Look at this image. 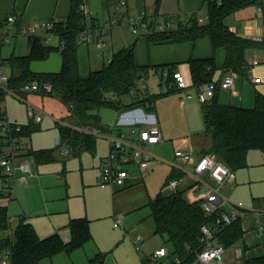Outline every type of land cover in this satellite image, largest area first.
Listing matches in <instances>:
<instances>
[{
    "label": "crops",
    "instance_id": "crops-1",
    "mask_svg": "<svg viewBox=\"0 0 264 264\" xmlns=\"http://www.w3.org/2000/svg\"><path fill=\"white\" fill-rule=\"evenodd\" d=\"M83 5L88 8V12L90 11L92 19L100 13L105 19L111 17L112 8L108 0H87V2L84 0ZM69 8L68 0H0V25L3 32L7 31L10 26L5 23V20L9 16L17 19L22 26L46 22L57 24L66 20ZM144 10H152L158 16L152 32L174 31L178 25H183L193 19L202 24L207 20L205 0H159L158 2L157 0H128L129 14L140 13ZM165 21L171 25L164 24ZM225 24L240 38L253 41L256 38H264V18L255 4H249L229 15ZM124 32L125 30L120 28L108 32L109 42L105 48L106 54H103L104 49L102 52L98 50V54L106 58L105 55L111 56L129 47L127 45L130 43L124 40ZM38 34L39 37H44V32L40 31ZM49 38L50 44L44 43L52 50L44 60L31 62L30 70L33 73H57L61 69L62 57L60 51L56 49L59 48V39L55 35ZM132 45H134L136 65L150 68L145 72L146 77L143 81L139 82L146 85L148 95L157 96L162 88L159 72L154 73L152 67L174 66L190 85L188 62L211 57H215L216 60L217 70L212 80L215 84H219L216 97L221 105L251 108L255 93L264 94V64H262L264 54L258 50L247 52L246 73L238 75L234 79V89L227 91L220 86L225 74L222 69L225 53L223 50L214 52L208 37L184 43L170 41L153 43L143 37ZM95 48L97 49L94 45ZM30 49L28 38L21 35L12 38L8 43H0L2 73L10 74L8 60L11 56H27ZM94 49L87 47L85 50L88 73L94 71L93 68L99 59ZM77 56L80 71L79 48ZM104 62L105 60L102 59V63ZM253 62H258V65L254 66ZM253 79H259L260 83L254 84ZM149 80H153L152 85L156 90L154 93L149 92ZM1 88L5 90L4 86H0ZM17 92L22 100L18 99L19 102L12 100L9 109L7 107L4 109L11 122L25 128L24 136L21 137V145L27 160L32 163L33 175L28 177L25 184L14 185L9 201L0 200V206H5L9 217L10 234L8 236H12L19 220H24L40 239L57 235L64 243H68L71 239L69 222L86 219L89 222V241L69 255L61 253L51 259H43L38 264H90V260L98 254L103 256L102 264H144L146 254L164 245L163 240L153 233L154 225L153 221L149 220L150 214L145 217L138 210L143 207L148 208L149 200L159 192H164V185L171 176L169 164L174 162V150L183 149L176 144H181V147L191 150L195 157L201 155L202 152H195V144H182L176 140L169 157L152 154L163 160L162 163L152 164L144 173H140L135 166H132L129 171L130 179L124 187L109 186L100 180L101 161L108 154L109 138L126 139L129 138L132 128L140 132L150 125H156L160 130V141L149 148L162 145L163 135L160 121L153 115L155 101H153L152 109L148 111L143 105L136 103V98L133 102L125 104L120 99L117 101L119 104L117 110L104 108L115 114L110 126L102 123V118L99 116L101 109L97 113L98 123L96 125L78 126L68 107L55 96ZM177 94L180 96L178 106L184 110L188 101L181 103L182 94ZM7 95L3 106H6ZM129 105L130 107H126ZM29 110L34 114H41L39 123H35L29 116ZM105 123L108 124L107 121ZM63 125H68L75 130L80 138L74 140L62 136L60 130ZM84 127L98 128L105 138L81 133ZM81 135L90 136L91 139L84 141ZM63 145H68L70 149V154L66 157L61 155ZM162 166H167L164 184L160 191L151 198L147 186L140 181L139 173L150 174ZM132 187L135 189L121 194L124 189ZM224 194L234 204L243 207L245 212L240 217L242 239L238 244L226 250L223 264L238 263L236 262L237 252L247 259L264 256V152L250 151L247 154L245 167L235 171V181L225 187ZM12 215L18 219L15 225ZM138 236L142 238L139 245L144 252L143 255L139 254L134 246L135 238ZM5 237L4 233H0V240ZM3 258L4 251H1L0 264Z\"/></svg>",
    "mask_w": 264,
    "mask_h": 264
},
{
    "label": "trees",
    "instance_id": "trees-1",
    "mask_svg": "<svg viewBox=\"0 0 264 264\" xmlns=\"http://www.w3.org/2000/svg\"><path fill=\"white\" fill-rule=\"evenodd\" d=\"M68 2L70 7L68 17L63 22L55 23L52 32V35L59 39V48L56 49L60 51L62 57L60 71L43 74L31 72V62L44 60L52 49L41 37L28 38L30 53L27 56H11L8 60L11 72L5 90L0 89V109L7 91L17 92L23 85L37 81L40 84L50 85L51 90L43 94L55 96L64 103L71 111L76 125H96L97 113L100 109L117 110V101L122 96L130 94L146 77L145 72L150 68L136 65L134 45L113 53L106 66L100 70L90 71L86 76H82L78 67L77 52L80 46L78 36L82 31L84 19L80 8L84 0H68ZM205 3L207 20L204 24L193 19L178 25L174 31L152 32L146 36V40L153 43L166 41L184 43L208 37L214 52L223 50L225 53L223 71L226 73L232 70L238 75H244L248 68L247 52L258 50L264 54V42L238 37L226 26L225 20L229 15L249 4L258 6L264 18V0H205ZM156 17L158 19L157 15ZM14 25L21 26L17 19ZM5 35L7 31L3 32L0 25V39ZM188 66L191 86L202 87L214 83L212 78L217 70L215 57L190 60ZM169 67L176 69L174 66H156L151 69L154 73L160 74L161 70ZM218 86L219 84H215L210 100L200 104L205 131L211 140L209 150L202 154L216 157L235 172L245 167V159L250 151L264 152V94L255 93L251 108L221 105L216 97ZM174 92L173 90L166 94L159 93L157 96L140 95L136 98V103L150 111L153 101ZM24 129V126H21L20 137L24 136ZM60 132L68 139L80 138L75 130L68 127L63 126ZM85 139L91 137L83 136L82 140ZM148 208L154 225V235L163 240L164 246L169 247L167 249L170 264H194L202 249L200 228L203 225L214 224L213 216H207L197 203H188L183 192L176 194L159 192L149 200ZM68 227L71 239L68 243H64L57 235L40 239L28 223L19 220L12 236L0 240V252H9V264H38L43 259H51L61 253L69 255L89 241L90 234L89 222L86 219L71 220ZM9 231L7 210L5 206H0V233ZM242 235L240 218H238L230 225L220 228L215 233V240L228 250L241 241ZM102 262L103 256L100 254L90 260V264H102ZM236 262L264 264V256L252 259L241 256Z\"/></svg>",
    "mask_w": 264,
    "mask_h": 264
},
{
    "label": "built area",
    "instance_id": "built-area-1",
    "mask_svg": "<svg viewBox=\"0 0 264 264\" xmlns=\"http://www.w3.org/2000/svg\"><path fill=\"white\" fill-rule=\"evenodd\" d=\"M113 9V16L106 19L102 26L96 27L94 24L87 25V21H92L88 10L81 6L83 15L82 31L78 36L79 45L94 44L99 50L105 49L108 44V32L113 29H122L125 27L131 34L138 37H145L151 34L153 27L158 19L155 18L152 10H144L140 13H128V0H108ZM6 24L10 27L7 35L0 41L8 43L9 39L16 36H25L27 38L39 37L38 32H44L43 40L46 44L50 43L49 36L55 28L54 22L42 24H32L28 26L16 27L15 18L9 16L6 18ZM170 26L169 22H166ZM103 30L107 32L104 33ZM107 35V36H106ZM256 42H264V38H256ZM109 61V60H108ZM258 65V62H253ZM159 79L162 84L161 94L175 91L181 93V103L185 101L196 100L199 104H204L210 100L214 93V83L202 87H193L187 84L183 74L177 69L164 68L160 71ZM238 74L235 71H227L220 82V86L227 90L234 89V79ZM9 81V75L2 73L0 68V86H6ZM254 84L260 83L259 79H253ZM191 89V90H190ZM49 84H40L37 81L27 83L20 88L23 93H42L49 92ZM190 90V91H189ZM16 99L22 100L18 92L7 91ZM133 98L140 95H147V87L143 83L130 92ZM148 106V105H147ZM0 200L9 201L12 197L15 184H25L28 177L33 175L32 163L27 160L23 153L21 137L19 136L21 126L11 123L6 116L4 106L0 109ZM29 116L35 123L41 121V114H34L29 110ZM69 127L68 125H63ZM81 133L94 137H100L101 131L98 128L84 127ZM138 137V139H134ZM109 150L106 157L101 161L100 180L103 184L109 186L124 187L130 179V168L135 166L140 173L146 172L152 164L162 163L163 160L149 153L150 146L159 143L160 130L156 125H150L145 130L137 132L135 128L130 131L129 138H109ZM70 154L68 145L61 146V155L66 157ZM171 176L164 185V191L170 193L183 192L188 203H197L207 216H213L212 225H203L201 232V251L197 255L198 264H218L223 263V257L226 249L215 240V233L225 226L230 225L234 220L240 218L245 209L234 204L224 194L225 187L235 181V172L226 167L216 157L210 154H201L197 157L191 150L175 149L174 162L169 164ZM141 237H136L134 241L135 249L143 254L139 243ZM146 264H170L169 251L162 246L150 254H146ZM237 252L236 260L240 258ZM10 254L4 252V258L1 264H9ZM176 262V260H175Z\"/></svg>",
    "mask_w": 264,
    "mask_h": 264
},
{
    "label": "rangeland",
    "instance_id": "rangeland-1",
    "mask_svg": "<svg viewBox=\"0 0 264 264\" xmlns=\"http://www.w3.org/2000/svg\"><path fill=\"white\" fill-rule=\"evenodd\" d=\"M86 2H87V0H86ZM98 6H99V4L96 6V9L98 8ZM86 9H88V8L86 7ZM112 16H113V9H111V17ZM105 21H106V19L103 18L102 13H100L98 16L95 15V18L93 17V22L87 21V25L91 26L94 24L96 27H100L103 25V23ZM122 29L125 30L124 40L126 42L130 43L127 46L132 45L138 39H143V37H138V36L131 34L125 27H123ZM103 32L106 33L107 31L103 30ZM11 40H12V38L9 39V41H11ZM108 42H109V38H108ZM93 43L94 44H90L89 46H86L83 44L79 46V61H80L79 63H80V73L82 76H86L88 74V71H89L88 66L86 64V63H88V61H87V56H86L85 50L87 47H92L94 49L95 42H93ZM49 44L50 43H48V45ZM98 50L99 49L97 48L95 50V52L97 51L96 57L99 59H97L98 62H96L97 64H96L95 68H93V70H100L101 68L105 67L109 58H110V56H107V55H105L106 58H104L103 57L104 55L98 54ZM100 51L102 52V50H99V52ZM103 51H104L103 54H106V49H104ZM102 59L105 60L104 63H102ZM152 81L153 80L148 81L150 93H154L156 91V90H154V86L152 85ZM158 93H160V91H158ZM179 97L180 96H178V94L176 93V94H169L166 96H162L161 98L155 100V102L153 104V109H154L153 115L155 116V118H157V119L159 118L160 128H161L162 135H163V142H162V145H160L159 147L149 148L148 149L149 153L156 154L157 156L162 155L164 157H166V156L169 157L170 152H171L170 150L176 144V140L180 141L179 143H182V144L183 143L195 144V147H196L195 152L196 153H200V152L203 153V152H207L209 150L211 140H210V136L205 131V127H204V123H203V115H202V112L200 109V104H198L197 101L195 102V100H193V102L188 101L186 103L185 109L181 110L178 106ZM120 99H121V102L123 104H125L127 102H133L134 101L133 100L134 98L131 97L130 95L122 96ZM12 100H16L17 102H19L18 99H16L12 95L8 94L7 98H6V106H4V107H7V109H9V106H10ZM140 109L142 111H144L142 108H140ZM99 116L102 118V121H103L102 123L106 126H110L113 123L114 118H115V114L111 110L104 109V108H102L100 110ZM105 121H107L108 124H106ZM11 123H14V122H11ZM14 124H16V123H14ZM101 137L105 138L103 133H101ZM176 145L179 146L180 148L185 149L184 147H181V144L180 145L176 144ZM166 168H167V166L159 167L154 172H152V173L150 172V174L149 173H146V174H140L139 173L140 181H142L147 186L148 194L151 198H153L160 191L161 187L163 186L165 178H166L165 177L166 176ZM134 189H135L134 187H132L130 189L129 188L124 189L121 194H126V193H128ZM164 193L170 194V192L168 190H165ZM135 195H136V193H135ZM5 203H7V202H5ZM127 211L129 212V209H127ZM138 211H140L143 214V216H145V215L148 216L150 214L149 209L146 207H143ZM17 220H18L17 217L12 215V221H13L14 225L17 223ZM149 220H152L150 216H149ZM144 222L146 223L145 220H144ZM147 222L151 223V221H147ZM16 225H15V227H16ZM4 234H5V236H8L10 234V232H6ZM12 234H13V232H12ZM165 247L169 248L167 246H165ZM141 255H143V254H141ZM223 259H225V258L223 257ZM1 262H2V260H1ZM194 264H198V263L195 262Z\"/></svg>",
    "mask_w": 264,
    "mask_h": 264
},
{
    "label": "water",
    "instance_id": "water-1",
    "mask_svg": "<svg viewBox=\"0 0 264 264\" xmlns=\"http://www.w3.org/2000/svg\"><path fill=\"white\" fill-rule=\"evenodd\" d=\"M117 106H119V104L117 103ZM218 264H223L222 262H219ZM235 264H239V263H235Z\"/></svg>",
    "mask_w": 264,
    "mask_h": 264
}]
</instances>
